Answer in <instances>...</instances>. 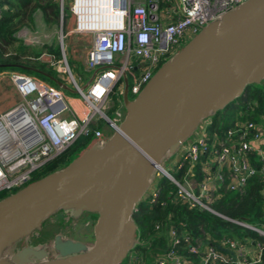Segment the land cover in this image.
Masks as SVG:
<instances>
[{"label":"built area","instance_id":"2783aa9c","mask_svg":"<svg viewBox=\"0 0 264 264\" xmlns=\"http://www.w3.org/2000/svg\"><path fill=\"white\" fill-rule=\"evenodd\" d=\"M160 1L74 0L70 7L74 27L65 34V0H58L62 57L44 52L28 59L53 68L81 98L66 97L62 88L25 74L11 76L21 102L0 116V193L20 191L30 185L35 172L63 154L80 137L93 134L96 143H105L107 134L104 128L98 129L99 125L104 123L113 136L126 118L123 101L126 81L128 98L132 101L129 96L141 94L167 58L181 49L187 35L195 37L209 23L248 0H180L179 17L166 24L151 16ZM69 34L92 36L86 68L94 73V78L86 89L79 84L66 58L64 44ZM112 96L117 98L119 108L109 117ZM204 126L198 127L179 148L185 153L174 167L177 172L186 166L183 182L162 167L163 172L158 170L146 194L151 203L158 199L155 182L160 176L176 186L180 201L214 215L218 214L211 207L222 192L243 194L249 180L255 177L264 183V116L258 123H236L223 139L214 136L210 144ZM202 159L205 163L201 179L196 181L193 168ZM227 221L264 239V224ZM170 237L172 249L156 258L155 264H194L179 253V247L183 242L189 254L198 255L203 244L192 245L189 238L180 239L175 231H170ZM251 246L253 252L247 243L223 238L220 249L204 246L199 264H261L264 244L257 240Z\"/></svg>","mask_w":264,"mask_h":264},{"label":"water","instance_id":"95a60500","mask_svg":"<svg viewBox=\"0 0 264 264\" xmlns=\"http://www.w3.org/2000/svg\"><path fill=\"white\" fill-rule=\"evenodd\" d=\"M263 79L264 0H248L204 27L157 70L134 101L128 98L126 81V118L108 141L0 201V254L41 230L59 211L73 219L90 213L98 215L91 247L57 235L56 259L49 260L43 244L23 247L8 264H122L138 244L133 214L149 190L152 173L163 172L161 161L201 122ZM3 262L0 258V264H7Z\"/></svg>","mask_w":264,"mask_h":264},{"label":"trees","instance_id":"16d2710c","mask_svg":"<svg viewBox=\"0 0 264 264\" xmlns=\"http://www.w3.org/2000/svg\"><path fill=\"white\" fill-rule=\"evenodd\" d=\"M0 12V65L26 67L25 69L0 68V71L21 73L44 81V79L33 75V72L37 71L38 73L35 72L37 75L49 81L51 86L57 87L54 82L44 76L46 74L58 79L53 74L54 70L47 64L40 61H35L36 63L21 62L23 58L28 59L32 56H28L30 46L19 38V34L23 30L31 31L38 27L36 20L38 14H41L42 21L47 26L59 27L61 10L58 0H0ZM46 49L57 57H61V49L58 47L46 46ZM33 55L39 57L41 53L34 51ZM263 116L264 79L258 84L247 86L240 97L209 117V121L204 126L208 134V143L214 142V136L217 139H223L226 132L238 122L258 123ZM103 128L104 123H101L98 129L103 130ZM93 141V134L88 137H80L63 154L35 172L32 183L68 167L83 152L92 147ZM204 163L205 159H202L195 164L193 168L194 180L201 179ZM186 170L185 166L180 171L175 172L176 176L173 177L183 182ZM155 183L159 193L156 203H151L147 196L136 206L133 221L137 226L138 244L122 264H154L156 258L166 254L173 247L170 231H175L180 239L189 238L192 245H195L196 242L203 244L198 255L189 254L188 246L183 242L179 247V253L194 264H199L205 245H213L220 249V242L223 238L238 240L250 246L252 242L257 240L264 244V239L258 237L256 233L227 221H240L253 226L264 224V183L260 178L255 177L249 180L243 194L221 193L211 208L223 218L200 208H191L188 204L180 201L177 197L176 186L166 177L160 176ZM17 192L15 190L12 193L8 191L0 193V201ZM64 214L66 212L59 211L51 217L58 219L55 224H51V218L42 224L41 233L45 234V239H42L41 243L44 244L55 232L62 230V225L65 222L61 216ZM78 219L86 224L90 221L96 224L98 215L85 213ZM136 255L140 257L136 258ZM139 261L140 263H138ZM261 264H264V251Z\"/></svg>","mask_w":264,"mask_h":264},{"label":"rangeland","instance_id":"374dc122","mask_svg":"<svg viewBox=\"0 0 264 264\" xmlns=\"http://www.w3.org/2000/svg\"><path fill=\"white\" fill-rule=\"evenodd\" d=\"M73 1L74 0H65V12L67 15V17L65 15V20H64V26H65L64 32H65V34L68 33V31L74 27V19L70 13V7H71ZM36 20L38 23V27L35 30H31V31L23 30L19 34V38H21L27 45L30 46V52L28 53V56H32V57H29V58H37V57H35L36 55H33L34 51L40 52L42 54L44 52H49L46 49V46H49V47L50 46H53V47L56 46L59 49H61L60 51H61V57H62L60 24H59V27L47 26L42 21L41 14L37 15ZM193 38H194V36L187 35L185 37V40L182 44L181 49L183 48L184 45H186ZM91 46H92V36L91 35L69 34L67 36V38L65 39L64 51L66 54V58L68 60V63L71 67V70H72L74 76L77 78V80L79 81V84L83 88L91 82V80L94 76V73L89 72L86 68V57H87V53H88L89 49L91 48ZM181 49L175 50L174 54L177 53L178 51H180ZM170 57L171 56H169L167 58V60H169ZM21 62L22 63H28V62L36 63L35 61H31V59H27V58L26 59L23 58L21 60ZM53 74L61 82H63L64 85H66L69 88L68 91H65L66 97L81 98V96L74 91L72 85L68 84L65 79H63V78H62V80L60 79L59 74L56 73L55 70L53 71ZM33 75H36V76L40 77L41 79H44V81L47 84H49V85L51 84L49 81H47L42 76L37 75V73L33 72ZM132 84H133V78L130 77V85H132ZM129 97L132 101L137 98V97H134L133 95H130ZM20 102H21V100H20ZM110 106H111V109L107 113L109 117L113 116V112L115 111V109L119 108V103H118V100L116 97H114V96L111 97ZM208 121H209V118L204 120L203 122H201L198 127L204 126L205 124H207ZM104 130H105V134H108V136L107 135L105 136L106 140L108 141L112 137L109 134L112 135L113 132L110 129H108L106 126H104ZM94 145H96L95 141H93V143H92V146H94ZM184 153H185L184 149H178L174 154L170 155L169 158L165 157L161 161V166L170 175L176 176V173H175L176 169L174 167V164L177 161L181 160ZM158 174H159L158 170H155L152 173L150 183L153 181V178L155 176H157ZM149 192L150 191H147L146 194L147 193L149 194ZM147 196L148 195H146V197ZM61 217L64 219V222H65L62 225V230H58L57 232H55V234L51 238H49L47 241H45V243H44L46 245L48 251L50 252V256L48 257L49 260H54L57 257V253L55 252V249H54V239H55L56 235L62 236V238L64 240L70 239L73 241L82 242L85 245H87L88 247H91L94 243V227H95L94 225L95 224L93 223V221H90L86 224L85 222H82L80 219H73L71 216V213L70 214L66 213V214L62 215ZM50 221L52 222L51 224H55L58 221V219L57 218H51ZM60 228H61V226H60ZM46 236H48V235L46 234ZM42 239L43 240L45 239V234L41 233V230H38V229L34 230L28 236L20 239L18 241V244L16 243V245L14 244L11 247L6 248L3 251V253L0 254V258H2L4 261H6L3 263H7V264L11 263V261H10L11 256L14 255L18 250L22 249L23 247H27V246H32V247L39 246L40 244H43V243H41ZM35 244H39V245H35ZM139 257H137V255H136V258H139ZM138 263H140V261ZM128 264H131V263H128Z\"/></svg>","mask_w":264,"mask_h":264},{"label":"crops","instance_id":"0c3cea01","mask_svg":"<svg viewBox=\"0 0 264 264\" xmlns=\"http://www.w3.org/2000/svg\"><path fill=\"white\" fill-rule=\"evenodd\" d=\"M142 2V0H138ZM180 15V0H161L156 13H152L163 24L174 22ZM16 72L0 71V116L14 108L21 100L11 76ZM35 78V77H34ZM45 84L46 82L35 78ZM251 252L254 251L252 246L248 247ZM252 249V250H251ZM155 264V262H154Z\"/></svg>","mask_w":264,"mask_h":264}]
</instances>
